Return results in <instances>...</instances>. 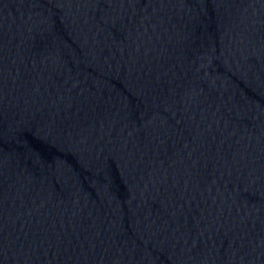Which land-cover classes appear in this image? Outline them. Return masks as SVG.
<instances>
[{
    "label": "water",
    "instance_id": "95a60500",
    "mask_svg": "<svg viewBox=\"0 0 264 264\" xmlns=\"http://www.w3.org/2000/svg\"><path fill=\"white\" fill-rule=\"evenodd\" d=\"M264 127V0H0V218Z\"/></svg>",
    "mask_w": 264,
    "mask_h": 264
}]
</instances>
